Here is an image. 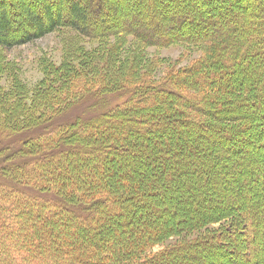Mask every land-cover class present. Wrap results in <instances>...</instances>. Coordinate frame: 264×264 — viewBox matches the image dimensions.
<instances>
[{
  "label": "trees",
  "instance_id": "trees-1",
  "mask_svg": "<svg viewBox=\"0 0 264 264\" xmlns=\"http://www.w3.org/2000/svg\"><path fill=\"white\" fill-rule=\"evenodd\" d=\"M100 1L74 0L73 3L72 0L71 3H68L70 6L68 7V19L63 22L62 16L55 18L52 12H49L50 9L43 10L41 12L43 16H41L35 10L29 9L24 0L13 2L0 0L1 52L28 44L63 26L92 39L113 38L125 33L149 41L147 37H150V34H146V30L144 32V28L141 27L143 24L145 25L143 18H146L148 13H144L145 16L141 17L138 25L136 24L137 29L126 27L125 31H121L116 27L114 32H109L107 31L108 27L103 25L102 30L91 28L86 8L87 5L90 6V3L96 5ZM138 1L144 9L151 6L152 1L154 4L158 2V0ZM114 4L115 2L112 0L111 3L104 0L100 4V9L102 7V9L110 10L109 16L112 15V24H116L118 21L116 15L112 14ZM231 7L232 10H235L237 6L232 4ZM252 7L253 9L260 8L262 11L253 16L256 19L255 22L247 20L246 17L251 12H245V9V11L240 9V13L242 11L244 13L236 15L235 18L232 15L231 21L239 24L241 28L243 23L247 24V21L248 24L249 22L254 24V28L249 32L245 29L237 32L241 28L238 29L232 25L238 35L233 41H228L229 34L222 35L221 31L219 33L212 31L214 28H219L218 24L229 26L231 24L230 19L216 21L210 15L206 16L205 20L201 22V29L196 27L197 29H193V32L190 33L191 36L184 37L181 34L170 33L172 30L175 31L172 26L173 22L161 15V11L157 12V16L161 17L159 19L163 22L161 34H166V36L162 42L155 43L166 45L176 41H185L190 44L205 45L207 46L204 48L206 57L191 69L186 70L185 74H175L174 87L183 94H178L174 89L167 87L157 90L153 88L152 84L147 83L146 77L145 80L140 79L136 72H130L128 78H113L111 81H107L108 92H103L123 94L124 91H128L127 93L131 92V96L137 93V95L141 94L142 98L137 100V104L141 106L131 109L130 113L126 110L122 111V120L126 121L125 124L116 125L115 122L111 121L110 115H105L100 117L101 119L98 118L97 123L94 122L95 120H89L87 124L85 123L77 129L78 132H76L75 137L85 139V142L91 141L95 147L93 153L98 159L100 158L101 162L94 160L92 163H87L84 161L85 159L74 157V160H71L70 157H64V163L48 162L49 164H44L46 160L43 159L44 162L39 164L40 159L35 157L44 158L47 154L57 156L60 145L57 147L53 143H59L63 139L57 135L51 136L56 132L46 133L44 125L27 127L20 121L12 122L10 125L6 121L4 124H0V153H4V155H0L1 171H4L2 172L3 175L10 174L11 178L6 177L16 183V186L11 183L5 186L0 184V264H15L16 261H24L28 255H33L35 252H37L36 257L31 261L33 264H40L45 261L49 264H223L221 259H216L210 255L211 249L218 246L216 248L220 250L224 248L220 246L223 243L237 248L241 243L239 235L248 228L249 231L251 228L255 231L258 243L253 261L248 260L247 262L248 264H264V189L262 187L259 190L254 189L252 193L254 202H249L251 197L248 194L245 202L240 204L242 210H231L232 206L235 205L233 203L228 204L229 206L227 205L226 208L224 204L223 206L218 204L211 209H208L207 206L204 211L194 213V216L192 212L185 213L184 207H182L186 206L189 209L190 204L187 200L188 196L189 199L191 198L190 195L201 199L211 197L208 185L212 184L209 182L212 178L218 180V183H213V186L219 189L223 186L219 180H222L225 175L232 178L234 170L236 171L235 175L241 174L238 171L239 168H243L241 162L233 161L237 167L232 164V173L226 171L229 166L225 164L224 172L218 176H215L214 167L216 162L225 160V157H230L233 154H239L240 150L247 145L243 132L251 130L255 122L254 116L259 114L256 111V103L261 106L264 104V49L260 50V44H263L264 41V4L254 3ZM208 10V14H210L212 12L210 10L216 9ZM101 15L105 14L102 12ZM19 16L24 18L26 28H20L19 32H15L13 23L14 19ZM178 18L179 25L187 19L191 27L196 26L194 24L196 23L194 9L185 10V15ZM101 23L103 24L102 20ZM151 32H153V28ZM247 37L256 39L257 42H254L255 44L249 42L250 45L247 46L249 44L245 43L248 42ZM102 82L106 83V81ZM110 86H115V88L112 90ZM40 87L42 89H34L32 92H27V88L25 90L21 88L19 91L15 87L5 91L0 88V101L3 107L0 113L3 114L4 108L6 113H11V109L8 110L7 107L13 105L12 102H14L20 105L18 107L20 116L22 113L25 116H32L34 114L33 108L27 109L25 101L27 98L34 99L42 93L48 102L57 99L58 94L54 91V86L51 83L46 86L41 84ZM161 90H164L170 97L167 94L161 95L159 93ZM145 103H148L146 107L144 106ZM197 103H203V106L209 107V112L214 114L213 118L215 119L221 120L220 115H223V118H234L235 120L223 121L224 126L222 128L216 127L213 136L202 133V137H206L203 139L199 136V132L207 129L209 117L205 115L208 114L207 112L197 106ZM234 105L238 107V111L229 110L232 106L234 108ZM226 109L229 110L228 113L224 112L227 111ZM244 113L251 115L248 117ZM262 117L261 121L264 122V116ZM217 119L216 121L219 122ZM194 121L198 122L193 127L194 129L190 130L185 127L190 126L188 123ZM75 126H70L71 130ZM243 126L245 127L243 128ZM238 127L242 129V132L239 133ZM184 131L188 133L185 134L186 138L184 139L187 140L189 146L188 150H185L188 153L186 152V155L182 156L184 161H181L190 165L187 168L190 172V181L194 182L199 177L203 183L202 187H199L198 183L186 185L185 188L172 186L175 182L180 185L177 177L179 172L174 169L175 167L173 168L168 157H162L164 159L159 162L158 160L145 162L148 163L147 165H139L136 160V164L133 162L132 158L139 156V154L146 158L148 153L151 155L155 152L153 145H156V142L147 140V135L159 137L160 141L162 138H165L166 141L167 137L177 135L182 140L180 134ZM79 132H81V137ZM25 134H29V136L22 138ZM259 134L260 132L256 136ZM72 137L73 133L69 131L66 138L71 139ZM225 137L230 139L229 142L224 143ZM15 139L18 141L17 145L20 146V143L23 145L10 148L8 143H16ZM107 141L117 143V145H112ZM221 142L225 149L221 148ZM189 143H192V146ZM260 143L264 145L263 136L259 145ZM102 144L106 148L118 147L119 150L123 149L127 156L129 154L133 157L131 161L121 158V160L124 159L121 164L117 161L109 164L115 159L109 157L108 163H103V156L100 157V152L103 150L107 152L108 150L102 148ZM212 149L215 151L211 152ZM244 151L248 159L244 165L246 176L252 173L247 176L248 183L252 176L253 178H260L264 169L258 167V162L254 158V153L257 151L251 153L248 149ZM197 152L202 155L199 157L196 155ZM203 155H206L208 159L211 156L213 158L212 163L215 164L204 162V159L201 158ZM13 161L16 164H13ZM60 165L61 167H59ZM53 176L61 178V181L63 179V183L57 180L58 187L62 185L61 189H65L68 196L75 197L73 200H76L78 204L82 200V195L78 191H82L84 198L92 197V200H88L92 202L90 209L94 210L93 214L99 213L98 220L104 221V225L96 227L90 223L82 226L83 223L81 222L87 221L88 218L81 213L77 214L79 220L71 216V212L65 208L66 204L63 197L61 201L42 196L36 197L35 194H32L34 192L29 190L32 185H38V188H48L54 179ZM257 184H262L260 179L258 182L256 179L255 185ZM19 188L28 189L31 193ZM194 188L196 190H193ZM184 189H188V191L191 189L187 197L183 195ZM176 190L177 193L174 192L169 198V205L165 203L163 209L154 206L153 198L157 202L156 197L162 198L166 191L173 192ZM61 192L64 195V192ZM237 201L238 197L236 198V205L238 204ZM145 203L148 205V210L142 217L136 216L138 218L136 219L133 211L138 210ZM248 203L249 205H245ZM175 206L179 208V216L173 220L169 216L173 215ZM215 208H219V210ZM167 212L168 216H165ZM92 213L91 215H93ZM155 215H157L156 218ZM225 225H229L232 234H229ZM17 226H21L22 233L18 234L13 231ZM194 234H196V239L193 238L191 243L184 239L176 246L170 248L163 246L152 256L147 253V250L165 238ZM107 249L109 252L106 251ZM214 260L219 262L214 263ZM227 261H230V258Z\"/></svg>",
  "mask_w": 264,
  "mask_h": 264
},
{
  "label": "rangeland",
  "instance_id": "rangeland-1",
  "mask_svg": "<svg viewBox=\"0 0 264 264\" xmlns=\"http://www.w3.org/2000/svg\"><path fill=\"white\" fill-rule=\"evenodd\" d=\"M10 1L13 2L15 0ZM24 1H26L25 3L26 5H28L27 7H29V9L31 8L35 10L41 16H43V14L41 13L43 10L50 9L51 11L49 12H52L55 18L62 16V20H64L63 22H65L66 19H68V7H70L68 3H71L72 0ZM101 1L103 2L104 0ZM101 1L99 2V4H96L97 6L90 3L91 8H89L90 6L87 5L86 9L88 11V20L90 21L91 28L102 30L103 25L104 27H108L107 31L109 32H114L116 27H118L121 31H125L126 27L137 29L136 24L141 20V17L145 16L144 13H148L146 18H143V23H145V25L143 24V26L141 27L144 28V32L146 30V34H150V37H147L148 35L145 36L149 38V41L147 42L140 37L136 38L133 34L125 33L117 35L113 38L106 37L100 39H92L80 35L69 27L63 26L62 28H58L54 32L48 33L28 44L15 47L5 52H1L0 50V88L2 91H5L6 89L11 90L13 89V87H15L18 91L21 88L22 90H25L27 88V92H32L34 89H42V87H40L41 84L46 86L47 84L50 85L51 83V85L54 86V91L58 94L57 99L51 102H48L44 95H42V93L34 99L27 98V100H25L27 103V109L33 108L34 114L32 116H25L23 115L24 113H22V116H20L18 110V107H20V105L14 102H12L13 105L7 107L8 110L11 109V113L8 112V110V113H6L5 108L3 110V114L0 113V124H4V121H6L8 125H10V123L12 122L20 121L21 124L27 127L44 125L46 127V133L56 132L55 134H51V136L53 137V135H57V137L60 136L63 139V141H59V143H53V145H57V147H59L60 145V150L58 153L59 155L57 154V156H54L52 154H47L44 158L41 156H36L35 158L40 159L39 164H42L44 162L43 159L46 160V163L44 162V164H49L48 162H52L54 164L61 162L64 163V157H70L71 160H74V157L85 159L84 161H86L87 163H92L94 162V160H97L98 162L100 161V158L98 159L95 156V153H93V149H95V147L94 145H92L91 141L85 142V139L75 137L76 132H78L77 129L79 128V126L84 125L85 123L87 124L89 120H95L94 122L97 123L98 118L101 119L102 116L105 115H110V118H112L111 121L115 122L116 125H120L121 123L123 124L124 122H126L122 120V111L126 110L128 111V113H130L131 109H136L137 106H141L140 104H137V100L139 98H142L141 94L137 95L136 93L131 96V92L127 93L128 91H124L123 94L107 93V87H109L107 81H111L113 78H128L130 76V72H136L139 74L140 79L145 80L146 77L147 83L152 84L153 88H156L157 90L167 87L170 89H174L178 94H183L181 93V91L176 90L174 87L175 84L173 83V79L176 76L175 74H185L186 70H189L191 69V67L197 65L198 62L201 61V59L203 60L206 57V55H204V48L207 46L198 45L197 43L190 44L185 41H176L166 45L155 43L158 41L162 42L166 36V34H161V32H163V22L159 19L161 17L157 16V12L161 11V15L165 16L168 20L173 22L172 26L175 28V31L172 30L170 31V33L181 34L184 37L191 36L190 33L193 32V29H197L196 27H199L201 29V22L205 20L206 16L210 15V17L215 19L216 21L230 19L229 21L231 22V24H229V26L218 24L220 30L219 28H214L212 29V31L214 33H219L221 31L222 35L229 34L228 41H233L234 38L238 37V35L236 34L237 32H240L242 29H245L247 32H249L254 28V24H251L250 22H255L256 19L253 16H255L256 14H260L262 11L260 8L253 9L252 5L254 3H261V5L264 4V0H158V2L155 4L154 1H152L151 6L147 7V9H144L143 6H140L141 4L138 0H112V2H115L112 8V14L114 16L116 15L115 17L118 19L116 24H112L113 18H111L112 15L109 16L111 14L109 13L110 10L102 9V7L100 9ZM108 3H111V0H108ZM232 4H235L237 6L235 7V10L231 9ZM187 9H194V17L196 19V23H194L196 25L195 27H191L187 19L183 21V18L180 19V21H182V24L180 23V25L177 22V20H179L178 17L181 15L184 16L185 10ZM208 9L216 10H210L212 12L208 14ZM240 9L243 11L246 10L245 12L249 11L251 12L250 14H252H249L248 17H246L247 20H250L249 24L246 20L247 24L243 23L242 28L239 24H235L231 21L232 15H234L235 18L236 15L244 13L243 11L242 13H240ZM102 12L105 15H101ZM106 12L108 13L106 14ZM101 20L103 24L101 23ZM14 23L13 30L15 32H19L20 28H26L24 24V18H22L21 16L16 17L14 19ZM232 25L233 27L235 26L236 28L241 29L235 32V29L232 28ZM152 28L153 32H151ZM217 38H219V36H217ZM246 40H248V42H245L247 44L249 42H253L252 44H255L254 42H257L256 39L249 37H247ZM250 43L247 46H249ZM262 49H264V41L263 44H260V50ZM260 54L263 53L260 52ZM135 61L137 63H134ZM136 64L137 66L135 67ZM182 76L185 77V75ZM102 81H106V83H103ZM110 87H112V90L115 88V86ZM159 93L161 95L167 94L164 92V90L159 91ZM168 96L170 97V95ZM1 104L2 103L0 101V111L1 108L3 109ZM147 105L148 103L144 104L145 107ZM197 106L201 107V110L207 112L208 114L205 115L209 117L208 120L206 119L207 122H209L206 126L207 129L205 131H203V129L199 132V136L201 137L203 136L202 133H204V135L206 134L213 136L215 133L214 129L216 127L222 128L224 126L223 121L235 120L234 118H223V115H220L222 118L221 120H218L216 118L220 122L219 123L215 118H213L214 114L212 112H209V107L207 108L203 106V103H197ZM256 106L257 114H259L257 116H254L255 122L253 123V127L251 128V130L247 129L248 131L245 130L246 132H243V135L247 140V145L240 150L239 154H233L230 157H225V160L218 161L216 162V164L214 163L215 176H218L221 172H224L225 164L229 166V169L226 171L232 173V166L234 165L235 167H237L236 164L233 163V161H236V163H242L243 168L241 167V169L239 168L238 170L241 172V174L235 175L236 171L234 170V176L232 178L228 175H225L222 180H219V182L223 184L224 187L221 186V188L219 189L213 186V183L217 184L218 180L216 181L212 178L211 181H209L212 184L208 185L209 187L207 186L208 188H210L211 197L201 199L199 197H192V195H190L191 198L189 199L188 196L187 201L190 204L189 209L186 206H182L184 207L183 211L185 213L192 212L195 216L194 213L204 211L207 206L208 209H211L212 207H216L215 205L221 204L223 206L224 204L226 208L230 203L235 204L232 206L231 210H242L240 204H243L242 202H245V199L248 198V194L251 197L249 199V202H254V195L252 194L254 189L259 190L260 187L264 189V173L260 175V178H253L252 176V178H250L247 183V176L251 175L252 173L246 176V171L244 170V165H246V161L248 160L246 154H244L245 149H248L250 153L252 151H257L254 153V158L258 162V167H262L261 169H264V147H261L263 143H260L259 145V141L262 140V136L264 138V122L261 121L263 118L262 116H264V104L261 106L256 103ZM229 110L238 111V107L234 105V108L232 106ZM229 110L224 112L228 113ZM258 110H260V112H258ZM245 115L249 117L251 114L246 113ZM196 123L198 124V122L195 121L189 122L188 124H190V126L185 127H188V129L191 130L193 127H195ZM73 125L76 126L71 130L70 126ZM244 127L245 126H243V128ZM69 131L73 133V137L71 139L66 138ZM240 132H242V129H239V133ZM258 132H260V134L256 136ZM79 134L81 137V132H79ZM185 134L188 133H185L184 131L182 134H180L182 135V140H180L177 135H172V137H167L166 141L165 138H162V140L160 141L159 137H149V135H147V140L156 142V145H153V149L155 152L153 151L154 153H152L151 155L149 153L147 154L148 156H150V158H147L148 156L146 158H143V156H140V154L137 157H133V155L129 156V154L127 156V153L123 149L119 150L118 147H113V149L106 148L103 146V144L102 148L108 151L106 152L103 150L102 152H100V157L103 156V163H108L109 157H111L110 159L115 158L112 160V162H109V164L113 163L114 161H117V163L121 164L124 159L131 161V158L133 157V162H135L136 164V161H138L139 165H147L148 163L146 164L145 162H155V160H158L159 162L161 161V159H164L162 157H168L170 159V162L172 163L173 168L175 167L174 169L179 172L177 173V177L180 185L176 184L177 182H175V184H172V186L175 185V187L177 188H185L186 185L190 186L198 183V186L202 187L203 183L201 178L198 177V179L196 180L197 182L190 181V172L189 169H187L190 165L189 163L183 162L184 160L182 156L186 155L187 151L185 152V150H188L189 146L187 144V140L184 139L186 138ZM25 136H29V134H25L22 138H25ZM202 138L204 139L206 137L204 136ZM229 140L230 139L228 137H225L224 143L229 142ZM15 142L16 143L13 142L11 144L8 143V146H10V148H16V146H19V144L17 145L18 141L16 139ZM107 143L117 145V143L115 144L111 141H107ZM189 144L190 146H192V143ZM22 145L23 144L20 143L19 147H21ZM220 145H222L221 148L223 147V149H225V146L222 142L220 143ZM88 146H90L91 148ZM65 151L66 153H63ZM213 151H215V149H212L211 152ZM68 153L69 155H66ZM197 153L198 154L196 155H199V157L202 155L199 152ZM1 154L4 155V153H0V155ZM121 158L124 159L121 160ZM201 158L204 159V162L213 164V158L211 156H209V159L206 155H203ZM1 163L2 162L0 156V184L5 186L11 183L12 185L16 186V183H14L15 181L13 182V180L7 178H11L10 174L3 175L2 172L4 171H1ZM12 163L16 164V162L14 161ZM59 167H61V165ZM53 177L54 179L49 185L50 187L48 186V188H38V185L31 184L32 188L29 190L33 191L34 193L32 194H35L36 197L42 196L47 199H55L58 201H61V198L63 197V199L65 200L64 203L67 205H65V208H67V210L71 212V216H74V218L78 219L77 214L81 213L86 215V217L88 218L87 221L81 222L83 223L82 226L90 223L92 225L94 224V226L96 227H98L99 225H104V221L98 220L100 216L99 213L93 214L92 212L94 210L90 209L92 202L88 200H92V197L89 199L84 198L82 191H78V193L82 195V200L78 204L76 200H73L75 199V197L70 195L68 196L67 191L65 189H61L62 185L58 187L57 180L58 182L63 183V179L61 181V178L59 179L55 176ZM256 179L257 182L260 179L262 184L255 185ZM248 186L249 188H247ZM19 189L31 193L28 189ZM190 190L188 191V189H184L183 195L187 197ZM193 190L196 189L194 188ZM235 190L237 191V194ZM61 191L64 192V195ZM174 192L177 193V190L173 192L166 191L162 196L163 199L156 197L157 202L153 198L154 206L159 209H163L165 207L163 206L165 203L169 205V198L171 197V195H173ZM237 197L238 204L236 205ZM245 205H249V203ZM140 207L138 210L133 211L135 212V217H142V215L145 214V212L148 210V205L146 203ZM215 209L219 210V208ZM91 213L93 215H91ZM156 216L157 215H155L154 217L156 218ZM165 216H168V212L165 213ZM178 216L179 208H176L175 206L173 215L169 216V218L174 220L178 218ZM138 218L136 217V219ZM225 226L227 230H229V234H232L233 232L229 228V225ZM15 228L16 229L13 230L14 232L18 234H20V232L22 233L21 226H17ZM249 230L250 229L248 228V230H245L243 233H241V235H239L241 243L237 248L223 243L220 244V246L224 248H221L219 250L218 248H216L218 246H216L211 249L210 255H213L216 259H221L220 261L223 264H248V260L252 262L254 259V254L257 252L256 245L258 243V240L255 231L252 228L251 231ZM195 237L196 234L183 237L172 236L169 238H165L160 243L158 242V244H155L153 248L147 250V253L152 256L156 254L163 246L170 248L176 246L179 242H183L182 240L184 239L185 241L191 243L193 241V238ZM106 251H108V249ZM36 254L37 252H35L33 255H28L27 259H25L24 261L20 260L19 262L16 261L15 264H33L31 261L34 257H36ZM102 256H104L103 253ZM228 258H230V261L234 263L227 261ZM215 262L219 261L214 260V263ZM45 263L49 264L46 261L40 264Z\"/></svg>",
  "mask_w": 264,
  "mask_h": 264
}]
</instances>
